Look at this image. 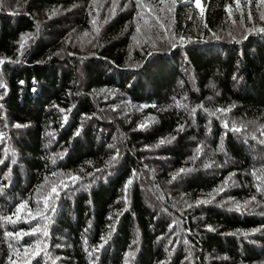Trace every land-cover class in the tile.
<instances>
[{"label": "trees", "instance_id": "obj_1", "mask_svg": "<svg viewBox=\"0 0 264 264\" xmlns=\"http://www.w3.org/2000/svg\"><path fill=\"white\" fill-rule=\"evenodd\" d=\"M201 3L0 0V264H264V5ZM69 173L48 236L23 235Z\"/></svg>", "mask_w": 264, "mask_h": 264}, {"label": "snow or ice", "instance_id": "obj_2", "mask_svg": "<svg viewBox=\"0 0 264 264\" xmlns=\"http://www.w3.org/2000/svg\"><path fill=\"white\" fill-rule=\"evenodd\" d=\"M251 2V0H249V3ZM173 5H175L176 0H172ZM189 6H192L193 4L195 5V7L197 9L200 10V16L203 17L205 14V8L201 3V0H188ZM236 6H237V10L240 9V3L239 0H235ZM258 3L261 5H264V0H258ZM137 4L138 6H140V0H137ZM171 10V9H169ZM113 12H115V6L113 7V9L111 10ZM226 11L229 13V16H231V12L232 9L231 7L226 8ZM249 19L252 18L251 13H249L248 16ZM262 20H264V14L261 15L260 17ZM157 23L160 24V27L162 29H164L166 26L160 22L159 18H156ZM96 21L93 20V24L95 25ZM145 23L147 24V21H145ZM170 27V26H169ZM94 31L99 32V28H94ZM137 31H140V28L138 26ZM257 32L260 33H264V28H259L256 29ZM167 36V32L165 35V38ZM32 37L30 35H27L25 37L21 38V44H20V48L23 49L26 45V43L28 42L29 39H31ZM246 38V37H245ZM175 46V45H173ZM4 61L0 60V64H3ZM23 83V82H21ZM0 88H5V85L3 84V82H0ZM0 99H3L2 96H0ZM193 111H195L193 109ZM217 111L221 112V113H225L227 111H229L228 109H217ZM214 115V113H213ZM65 122H67V117L65 116ZM155 121H145L144 123H142L141 125H139V128L142 129H146L150 126L151 123H154ZM17 128L22 127L21 125L17 124L16 125ZM224 127L226 129H228L229 125L227 122H225ZM233 132H241L242 129L240 127H236L235 125L232 126V128L230 129ZM178 131H183V126H180V128L178 129ZM79 130L76 132V135H79ZM261 135H264V132L261 133ZM4 138V134L0 133V139ZM175 137H172L171 139H161L159 141V144L157 145V147H159L160 145H164L166 143H170L171 140H174ZM253 139H256V137H253ZM259 143L264 145V140H259ZM221 150H223V148H221ZM202 152L201 148H197L195 151V154L190 158L192 163L195 164V162L200 159V153ZM62 158V157H61ZM55 162V161H53ZM119 162V150H117L116 155H113L110 158L109 161V167H114L117 163ZM0 163H3V161H0ZM205 168L211 167L210 164L205 163L204 164ZM194 169L193 168H181L179 169L176 173H174L172 175V181H175L178 177H180L182 174H186V173H190L192 172ZM97 171H102L100 169H97ZM56 173H53V176H56ZM133 175L135 176V172L133 173ZM81 180L80 176L74 175V174H67V179H61L59 180V182H53L49 188V190L47 191L46 194L43 195V208H37L35 210V214L33 213L32 209H28V216L31 217L32 220H37V219H43L46 223L41 227V226H35L33 227L29 232H25L23 233V235H37L38 233L42 234L44 237L48 236V230H47V222L50 221V217L47 215V213L52 212L55 213L56 212V207H55V201L58 200L60 198V194H61V189H68L69 185L71 184L72 186H75L79 181ZM171 182V181H170ZM47 183V180H46ZM133 183V181L131 179H129L125 185H124V190L125 192H127L129 186ZM227 185V181L225 182V186ZM41 188H44V185H41ZM224 190V187H221L219 189H215L214 192L216 195H218L221 191ZM258 191H260V189H258ZM211 199H206V200H199L197 201V204H210L212 203L213 200H215V195L209 194ZM256 198L253 197L252 200H255ZM37 203H40V201H37ZM192 205H189V207H191ZM27 207V202H22L21 204H19L16 208V213H14L13 215L16 216V219H13L12 216H6L3 217L2 219L8 223H12L15 224L18 220H19V213L24 210ZM248 204L245 203L244 205H240V204H236L235 206V210L236 211H242L244 208H247ZM111 219V217H110ZM110 232L108 234V237L102 238L103 243H101L100 245H98L97 248H94L93 251H98L99 249L103 248L104 245L108 242V239L111 238V233L115 231V227L114 226H110ZM211 230V229H210ZM22 234L20 232H16V233H12V232H5V236H9V237H20ZM247 235V234H245ZM42 253L47 254L46 253V246L42 245V244H37L35 246H29L24 248V252L23 255L26 258H29L26 262V264H31V259H35L36 257L40 256ZM16 255L19 257L20 253L17 252ZM89 255H92V252H89ZM134 253L130 252L128 254L129 258L134 257ZM10 264H15V261H11L10 260ZM127 264V262H126Z\"/></svg>", "mask_w": 264, "mask_h": 264}]
</instances>
